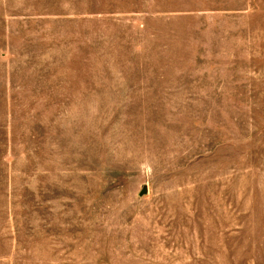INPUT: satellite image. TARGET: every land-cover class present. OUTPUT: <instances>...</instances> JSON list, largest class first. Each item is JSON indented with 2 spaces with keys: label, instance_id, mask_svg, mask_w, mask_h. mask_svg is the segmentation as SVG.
Masks as SVG:
<instances>
[{
  "label": "rangeland",
  "instance_id": "obj_1",
  "mask_svg": "<svg viewBox=\"0 0 264 264\" xmlns=\"http://www.w3.org/2000/svg\"><path fill=\"white\" fill-rule=\"evenodd\" d=\"M0 264H264V0H0Z\"/></svg>",
  "mask_w": 264,
  "mask_h": 264
},
{
  "label": "water",
  "instance_id": "obj_2",
  "mask_svg": "<svg viewBox=\"0 0 264 264\" xmlns=\"http://www.w3.org/2000/svg\"><path fill=\"white\" fill-rule=\"evenodd\" d=\"M143 190H145V186L143 187Z\"/></svg>",
  "mask_w": 264,
  "mask_h": 264
}]
</instances>
